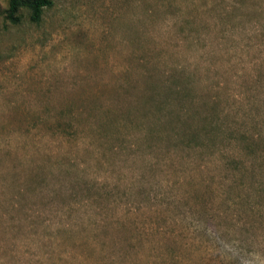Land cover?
<instances>
[{"label":"rangeland","instance_id":"1","mask_svg":"<svg viewBox=\"0 0 264 264\" xmlns=\"http://www.w3.org/2000/svg\"><path fill=\"white\" fill-rule=\"evenodd\" d=\"M0 0V264H264V0Z\"/></svg>","mask_w":264,"mask_h":264},{"label":"trees","instance_id":"2","mask_svg":"<svg viewBox=\"0 0 264 264\" xmlns=\"http://www.w3.org/2000/svg\"><path fill=\"white\" fill-rule=\"evenodd\" d=\"M50 6L51 0H8L6 20L12 24L20 23L19 12L25 8L30 11L31 20L38 23L42 19L44 9Z\"/></svg>","mask_w":264,"mask_h":264}]
</instances>
